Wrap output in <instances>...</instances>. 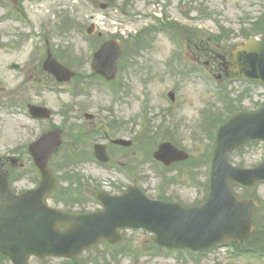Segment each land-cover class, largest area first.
Here are the masks:
<instances>
[{"label": "rangeland", "instance_id": "1", "mask_svg": "<svg viewBox=\"0 0 264 264\" xmlns=\"http://www.w3.org/2000/svg\"><path fill=\"white\" fill-rule=\"evenodd\" d=\"M74 0H58L55 7L51 9V12L57 14L56 16L63 15L67 16V11L76 18V21L81 23V21L86 22L85 28L92 22L97 21L100 26V31L103 33L104 38H109L111 34H114L117 27H114L110 22V19L113 17H118L117 15L121 10L119 9L122 4L125 2L128 3L127 6V30L136 34L135 32L140 31L141 23H145L149 18L153 17V11L150 13V8H148V0H116V5L108 10H101L100 5L102 3H107L106 0H79L77 4L73 3ZM153 1V0H152ZM150 1L149 3H151ZM182 0H167V11L162 12L163 16H169L171 19L182 18V13L185 12L181 8ZM187 1V0H186ZM192 0H188L189 3ZM203 0H197L201 3ZM202 10H198L200 13L208 12L211 14V18L204 21L196 22L203 27L205 31L214 30L218 31L219 26L222 25L223 28L226 27L228 30L235 31V36L233 37L232 43L239 41L241 29L244 27H249V24L253 22L256 16H259L263 12L264 0H205ZM186 3V4H187ZM147 6V7H146ZM150 7V6H149ZM27 10H31L29 4H26ZM144 13L149 14V18L146 20H141L140 18ZM91 17V18H90ZM30 18L36 23L38 21L42 22L43 19L41 16H38L35 12L30 13ZM129 18V19H128ZM90 20V21H89ZM150 20H148L149 22ZM82 24V23H81ZM34 23L29 22L27 18L22 21H7L0 25V39L2 44H10L7 47H0V165L4 162L6 158H9L13 155H19V153L24 154L25 144L30 143L35 139L43 129L48 127L47 124L39 123L32 120L27 113L25 112L24 102L20 101H30L32 103H39L52 107L55 110L56 115L54 121L57 124H62L64 121V116L60 114V110L64 107L65 104H70L78 110V105L81 103H90L93 104L90 109L87 111L94 113L100 118L97 120L96 128L103 126L105 116H108L107 112H102V109H105L111 104V97L106 96L103 93L104 89L100 88L99 93L94 95V97L89 100L84 96H81L74 103V99L69 91L70 86L65 87H53L55 85L51 79L42 78L43 84L47 88H43L40 92L27 91L28 88H33L36 85L35 80L31 79L27 74H21L19 72L10 71L8 66L11 62H20L22 64H27L28 61L33 59V56L39 58L41 56L38 53V46L42 47L43 40L41 34L39 33V28ZM119 28L121 26L117 25ZM15 28V29H14ZM124 28V27H123ZM140 28V29H139ZM28 29V30H27ZM28 31H31L33 41L30 43L26 42V39L29 38ZM37 32L38 34H34ZM3 34V35H2ZM3 36V37H1ZM83 36L81 33H76L74 37L75 43H71V46L75 51L82 49V58L85 59L89 56L91 52L90 42L84 41L80 37ZM24 38V40H22ZM164 38V39H160ZM158 40V42H157ZM96 38L93 37L92 43L95 44ZM156 47L158 45H167L171 49L174 46V43L171 42L166 36H160L159 39H156ZM154 42V43H155ZM18 43L20 46H12L11 44ZM14 47V48H13ZM19 47V48H17ZM148 53V52H146ZM154 57V56H153ZM165 56L156 55L154 58L146 60V57L139 58L138 62L140 64H145L146 67L151 69L149 71V77H147L146 82L143 86L136 89L131 96H129L124 105L120 107L119 105L115 106L116 116L120 119L126 121H131L136 117L141 111L146 102L154 103L152 106L157 107V112L161 109L169 106V103L163 98V94L170 88H178V84L184 86V89L180 92L178 90V97L180 102L176 106L177 110L182 112L181 117L186 118L190 121H198L199 113L202 111L203 106H211L213 102L217 100L216 94L219 88V83L209 78L203 76L199 79L190 78L187 80H176L171 79L169 76L164 77L163 66L161 64V59H164ZM143 67V66H141ZM77 70L85 71L89 68L88 65H83V67L75 66ZM88 71V70H86ZM134 79L139 80L138 76L134 75ZM134 81V83L136 82ZM24 85V89H22ZM150 85V86H149ZM246 84L243 82H233L230 85V89L237 94V91H243L246 88ZM149 89L150 98L144 100L143 98L144 91ZM19 92L21 94H15ZM257 93V92H256ZM74 103V104H73ZM253 103V97H252ZM81 112V111H80ZM79 112V113H80ZM85 112V111H84ZM82 113V112H81ZM73 121L77 123H84V120L81 116H77L76 112L72 113ZM159 116V115H158ZM161 119V117H158ZM89 126L88 124H86ZM132 127V126H131ZM130 127V128H131ZM141 130L140 126H134L132 129L125 130L123 134L118 135L119 137H131L136 135L138 131ZM185 135V134H183ZM184 144L190 150L191 153L196 157L202 153V150L205 146L201 142V145L198 149L192 150L193 141L188 138V141H185ZM18 150V151H17ZM139 159H142V155L138 154ZM264 158V143H254L252 146H249L245 149L243 157H235L236 161H245V166L253 167L258 165ZM4 159V160H1ZM120 162L124 160L120 159ZM143 161H140L137 166V179L139 185L146 186L148 189H152L154 186H160L164 180V176L167 178L177 177L175 188L177 191L182 192L181 197L187 203H192L196 197L199 198V188L205 190V182L207 181L205 169L194 172L190 174L186 173L189 171L188 167H182L176 169L170 173L160 174V177L156 175L155 170L151 168L154 165L152 161L147 162L146 164H141ZM28 165H30L28 163ZM6 167H10L8 164ZM78 169L81 171L83 176L93 185L100 186L101 188L107 190H119V188L125 186V184H133L132 174L127 177L126 173H123L120 169H117L115 165L100 167L99 164L95 162H88L80 164ZM157 169V168H156ZM158 170V169H157ZM199 176L201 186H195L196 177ZM194 180V182H193ZM34 183L31 178H25L24 180L17 182L14 185V188L17 192L23 191L25 189L33 188ZM254 191H246L244 189H235L239 197L250 196L251 194H256V197L264 203V183L258 185ZM116 191V192H117ZM167 193L166 190H162L161 193L156 195H161ZM204 193L202 192V196ZM201 196V198H202ZM55 198L50 200L52 206L64 208L63 205H57L55 203ZM99 208L94 199L90 200L88 208ZM129 240L135 239L137 241L138 250L131 256H122L117 257L116 260L112 261V264H182L186 261L185 264H264V259L260 260L257 258H245V259H236L230 261L228 256V250L220 249L212 251L208 255L202 257L199 261V258L192 257L191 255L185 253L182 256L172 255L167 253H162L161 257L154 255H141L140 252H144L153 244V237L149 233L143 231H134L128 232ZM107 251V247L104 243H100L97 248H94L86 253H84L80 260L88 262V264H94L93 261L99 260L102 258L103 254ZM139 257V258H138ZM138 258V259H136ZM181 260V263H178ZM171 262V263H170ZM30 264H64L62 259H46V260H37L32 259Z\"/></svg>", "mask_w": 264, "mask_h": 264}, {"label": "water", "instance_id": "2", "mask_svg": "<svg viewBox=\"0 0 264 264\" xmlns=\"http://www.w3.org/2000/svg\"><path fill=\"white\" fill-rule=\"evenodd\" d=\"M245 55L242 61L244 65V69L240 70V74L245 75L246 77H251L255 79H259L264 81V39L262 42H255L250 41L246 48L244 49ZM253 120L257 122L264 123V111L261 115L257 117H253ZM220 143L216 151V160H215V171L216 175L214 178V186L217 188V180H218V173L224 170L226 167V156L227 152L233 147L234 143L237 144L241 137V130L239 128L238 120L233 121L229 126L223 129L220 134ZM236 137V138H234ZM245 177L247 180V184H252L257 180L264 179V166L258 170L248 171L245 173ZM8 186V184L6 183ZM7 187L4 186V192H7ZM46 192V191H45ZM10 193V191H9ZM34 196V195H33ZM33 196H24L21 198H14L12 201L9 200V195L7 193L3 194V203L0 208V212L5 213L6 216L3 217L6 223H2L0 226V230H2V235L4 239L11 238V232L15 234L16 243L21 244L25 241V237L29 241H33L35 237L41 233L40 243L42 244L43 249L50 251V253H60L61 248L59 245H56L51 248V244L54 242L55 237L50 235L49 231L50 227L49 224L53 223V217H57V225L62 223H67L68 226L72 225L75 226L73 223H70V218H66L62 214H58L52 212L51 210H44L39 207L36 203H34V199L39 196L37 193L34 197ZM45 196V195H44ZM43 196V199H44ZM131 196H127L121 199H116L115 202L117 203H129V199ZM21 199V200H20ZM29 199V201H28ZM18 205L13 208V204L17 203ZM111 203V201H110ZM139 209V208H138ZM47 212V213H46ZM142 217H141V225L146 227H152L148 221L147 217L144 216L145 210L144 208L141 209ZM166 212L170 213V210H166ZM46 213V214H45ZM33 214L36 215L37 218H28V215ZM252 212H249L246 217L243 218L244 222H250ZM1 221V220H0ZM90 219H84V227L79 231V235L69 234L68 239L71 241V245L69 248L65 249V253H69L73 251L79 244L80 237L83 234H88L87 230L90 228ZM124 223L119 222L117 226H122ZM18 233V236H17ZM14 240V239H13Z\"/></svg>", "mask_w": 264, "mask_h": 264}]
</instances>
